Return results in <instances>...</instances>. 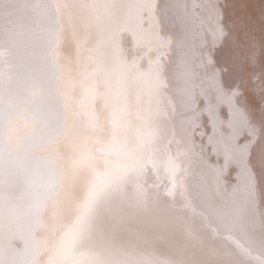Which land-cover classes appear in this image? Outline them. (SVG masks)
I'll return each mask as SVG.
<instances>
[{
    "label": "bare ground",
    "instance_id": "1",
    "mask_svg": "<svg viewBox=\"0 0 264 264\" xmlns=\"http://www.w3.org/2000/svg\"><path fill=\"white\" fill-rule=\"evenodd\" d=\"M20 45L0 264H264V0H0V56ZM139 168L165 202L127 212Z\"/></svg>",
    "mask_w": 264,
    "mask_h": 264
},
{
    "label": "rangeland",
    "instance_id": "2",
    "mask_svg": "<svg viewBox=\"0 0 264 264\" xmlns=\"http://www.w3.org/2000/svg\"><path fill=\"white\" fill-rule=\"evenodd\" d=\"M35 2V1H34ZM37 4H38V6H39V3H35V4H33L34 6L36 5L37 6ZM83 5H86V3L84 2L83 4H81V7L83 6ZM41 10V8H39V7H37V8H35L34 7V9H33V12H35V17H38L39 16V14H37V13H39L38 11H40ZM55 12V11H54ZM54 12H53V10L52 11H50V13H52V15H53V17H54ZM190 15L192 16V12H190ZM52 18V17H51ZM191 19H192V17H191ZM55 22V23H54ZM192 23H193V21H192ZM58 26V21H56V18H54V20L52 19V21H51V19L50 20H48L47 22H44L43 24H40L39 22L37 23V25H36V27H34L35 29H33V31H35L37 34H42V32L44 33V31L46 32V34H48L47 32H50V31H52L53 29H55L56 27ZM42 28V29H41ZM49 28V29H48ZM193 38V37H192ZM46 39V40H45ZM44 40H42V42L44 43V44H46V43H49V40H50V37L48 36H46V38H45ZM47 41V42H46ZM41 42V43H42ZM42 43V44H43ZM44 46H47V44L46 45H44ZM17 47H19V48H17ZM15 46V53L16 54H14V52H12L11 53V55H10V53H5V54H2L3 56H0V57H4L5 56V58H1V60H5V61H2V67H4V66H6V65H8V66H6V67H4V68H2L1 67V70H2V72H1V70H0V74H1V76L2 77H4V73H3V71H9V70H12L13 68L17 71V70H19L20 68H23V67H21L22 65H23V62L24 61H26V60H28L32 55H31V53L30 54H27V53H25L24 54V52L23 51H21L22 50V46L20 45V46ZM17 50H18V52H17ZM20 50V51H19ZM22 53V55H21V53ZM10 55V56H9ZM15 57H14V56ZM22 56V58L20 57V56ZM27 55V56H26ZM30 55V57H28ZM7 56H9V58L7 57ZM12 56H13V58H12ZM18 56V57H17ZM25 56V57H24ZM10 58H12L11 60H10ZM16 58H17V60H16ZM21 58V59H20ZM14 60H16L15 62H14ZM13 61V62H12ZM17 61L19 62V66H18V64H17ZM23 61V62H22ZM7 62H9L8 64H6ZM22 65H21V64ZM4 64V65H3ZM6 64V65H5ZM13 64V65H12ZM10 66H14L13 68L12 67H10ZM13 69V70H14ZM3 73V74H2ZM154 104V103H153ZM155 106H158V102L156 103V105ZM213 134H214V137H215V135H217V132L216 131H213ZM212 134V135H213ZM200 166H201V164H199V165H197V163H195V166H193L194 167V169L193 170H195V172H197V177L199 176V180L202 182V178H203V175H204V177H205V179L203 180V183H201L202 184V186H203V188H206V190L207 191H210V189H213V181H212V173H207V172H205V169H204V171H203V169L202 168H200ZM152 167V166H151ZM199 169H200V173H199ZM138 170V169H137ZM136 170V171H137ZM141 170V171H140ZM132 170H128L127 171V174H126V177H124L123 176V178L125 179V182H127L128 183V186H129V183H130V188L132 189V190H130L132 193H131V195H132V197L130 198L131 199V201L130 202H133L134 204L133 205H135L134 207H133V209H131V210H129L128 211V209H127V212H130V211H138L139 209H141V207L145 204L146 206H147V204L149 205V206H152L153 204H155V205H153V206H156V205H158V204H163L164 202H165V199H159L157 196H158V193H156V192H158V189H160L159 187H161V185H163V181H165V180H161V179H165L166 177H162L161 179L159 178V182H160V180H161V185L159 184V183H157L158 181H157V179H158V177L155 179V183H157V185H159V187L156 185V187H158V189H155V191L156 192H153L152 193V191H154V189H152L151 190V188H156L155 187V184H153V182L152 183H150L151 185H149V183L147 184L149 187H147L146 186V184L144 185V183L142 182V179H143V181H145L146 180V177H144V178H142L141 179V176L143 177V176H145L144 174L145 173H143V170H142V168H139V170L137 171V172H134V171H132V173H129V172H131ZM142 172V175H141V173L140 172ZM133 172L136 174V176H135V174H133ZM140 173V174H139ZM130 174V175H129ZM207 174H209V175H207ZM128 175H129V177H128ZM132 175H134V176H132ZM140 175V176H139ZM131 176L133 177V178H135V177H138V182H136L135 183V185L133 184V181L135 182V180H136V178L134 179V180H132V179H130L131 178ZM167 179V178H166ZM126 180H128V181H126ZM131 180V181H130ZM137 181V180H136ZM142 182V183H141ZM170 182V186H172L171 187V189L173 188V183L171 182V180L169 181ZM140 183H141V187H140ZM172 183V184H171ZM134 186H133V185ZM154 185V186H153ZM133 188H132V187ZM136 186H138V187H136ZM145 186V187H144ZM151 186V187H150ZM138 190V192L140 191V189H141V193L144 195V196H141L142 194H140V192H139V196H140V198H139V196L138 195H136V194H138V192H136L135 190V188ZM143 188V189H142ZM147 188V189H146ZM149 188V189H148ZM133 189H134V191L136 192V194H134L135 192L133 191ZM170 188L169 189H167V191H169V190H171ZM144 190H147L145 193H144ZM148 190L150 191L151 190V192H148ZM166 191V192H167ZM171 191H173V189L171 190ZM149 194V196H147L146 198H145V195L146 194ZM150 193H151V195H150ZM155 193H156V195H155ZM171 192L169 191V192H167V194H170ZM134 194V195H133ZM136 196V197H135ZM152 196V199L154 198V197H157L156 199L158 200H155V198H154V200H151L149 197H151ZM168 196V195H167ZM135 197V198H134ZM143 198V199H142ZM148 198H149V200H151V202L148 200ZM141 199V200H140ZM137 202H136V201ZM145 200V201H144ZM148 201V203H147V201ZM164 200V201H163ZM141 201V202H140ZM155 201V202H154ZM157 201V202H156ZM161 201H162V203H161ZM145 202V203H144ZM154 202V203H153ZM137 203H138V205H137ZM147 203V204H146ZM150 203H152V205H150ZM158 203V204H157ZM140 204V205H139ZM142 205V206H141ZM139 209H138V208ZM137 208V209H136ZM130 217V216H129ZM131 218H132V220L131 221H133V219L135 218V216H131ZM131 218H128L126 221V224L128 223V227L129 228H131L132 227V224H131V221H130V223H129V221L128 220H130ZM51 224V223H50ZM59 224V225H58ZM65 224H66V222H63V221H61V222H58V223H52L51 225L52 226H54V227H58L59 229L60 228H62V229H60L61 231V233L60 234H62V233H65L66 231H69L68 230V228H65V230H64V227H66L65 226ZM257 224H258V227H259V230H260V228H261V231L262 232H260V237L262 238V243H263V249H264V234H263V228H262V224H261V221H260V219H259V223L257 222ZM50 225V226H51ZM64 232H63V231ZM56 234H59V233H56ZM81 240V239H80ZM78 241H79V238H78Z\"/></svg>",
    "mask_w": 264,
    "mask_h": 264
},
{
    "label": "snow or ice",
    "instance_id": "3",
    "mask_svg": "<svg viewBox=\"0 0 264 264\" xmlns=\"http://www.w3.org/2000/svg\"><path fill=\"white\" fill-rule=\"evenodd\" d=\"M173 188H175V184L173 185Z\"/></svg>",
    "mask_w": 264,
    "mask_h": 264
}]
</instances>
